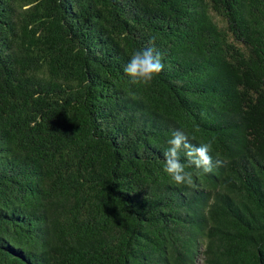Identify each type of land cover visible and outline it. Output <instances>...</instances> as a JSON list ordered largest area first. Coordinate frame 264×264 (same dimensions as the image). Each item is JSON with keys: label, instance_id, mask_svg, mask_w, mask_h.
Returning <instances> with one entry per match:
<instances>
[{"label": "trees", "instance_id": "trees-1", "mask_svg": "<svg viewBox=\"0 0 264 264\" xmlns=\"http://www.w3.org/2000/svg\"><path fill=\"white\" fill-rule=\"evenodd\" d=\"M198 260L264 264V0H0V264Z\"/></svg>", "mask_w": 264, "mask_h": 264}, {"label": "clouds", "instance_id": "clouds-1", "mask_svg": "<svg viewBox=\"0 0 264 264\" xmlns=\"http://www.w3.org/2000/svg\"><path fill=\"white\" fill-rule=\"evenodd\" d=\"M164 67L161 57L155 54L152 48H143L132 54L129 63L124 67V72L133 83L147 86L164 70ZM168 145L169 147L163 153L164 171L177 185L191 186L193 184V174L186 171V164L180 159L181 151L188 158V165L195 166L203 173L213 171L214 163L210 155L211 142L195 145L183 130H175L168 140ZM222 163L216 160L215 166L220 167Z\"/></svg>", "mask_w": 264, "mask_h": 264}, {"label": "rangeland", "instance_id": "rangeland-1", "mask_svg": "<svg viewBox=\"0 0 264 264\" xmlns=\"http://www.w3.org/2000/svg\"><path fill=\"white\" fill-rule=\"evenodd\" d=\"M198 264H203V263H202V260H198Z\"/></svg>", "mask_w": 264, "mask_h": 264}]
</instances>
